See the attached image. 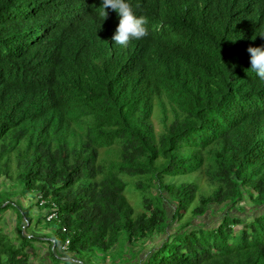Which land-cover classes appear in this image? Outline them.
I'll return each mask as SVG.
<instances>
[{
  "label": "trees",
  "instance_id": "trees-1",
  "mask_svg": "<svg viewBox=\"0 0 264 264\" xmlns=\"http://www.w3.org/2000/svg\"><path fill=\"white\" fill-rule=\"evenodd\" d=\"M127 2L149 34L121 47L102 0H0V213L17 229L0 227V264H32L36 239L84 264L123 231L146 240L172 221L141 264H264V81L247 51L264 47V0ZM32 192L58 207L51 240L27 234ZM215 211L217 225L195 222Z\"/></svg>",
  "mask_w": 264,
  "mask_h": 264
},
{
  "label": "rangeland",
  "instance_id": "rangeland-1",
  "mask_svg": "<svg viewBox=\"0 0 264 264\" xmlns=\"http://www.w3.org/2000/svg\"><path fill=\"white\" fill-rule=\"evenodd\" d=\"M155 117H154V127L156 131H158L161 128V124L157 120V116ZM115 158H116V146H114V148L102 147L100 150L98 163L107 166ZM179 177L180 178L178 179H182L184 176H179ZM205 181H206L205 177L202 175V179L200 180V183L203 189H206ZM132 182H134V180H132ZM3 188H7V184H3L2 180H0V190ZM134 189L129 185L125 191V195L128 198L130 204L136 210V212H139L141 211V196H139L138 191ZM35 195L36 194H34L33 192L27 193L24 196V200H23L24 204L22 205V209L23 211H25L26 216L30 219V225L29 224L25 225V227L27 228L26 229L27 234L28 235L32 234L33 229H36L39 232L45 233L46 235L44 237L45 239L51 240V236L54 235L55 230L59 227V224L55 220L52 221L45 220L44 209L42 207H39L35 203L36 201ZM165 204L167 203L165 202ZM240 204H244L245 210H248L249 208L248 206H250L249 200L247 198H245ZM167 208H168V215L170 218V215L172 213V208L168 204H167ZM225 211H229V208L228 207L224 208L223 213H225ZM223 213L220 211H215L214 213H212V215H209L208 213L202 216H197L195 218V222L203 223L208 226H215L218 223V219L222 217ZM244 213L245 212L239 214L243 217ZM188 216H191V213L189 211L184 214L183 220H185ZM0 218H2L0 219V227H3L8 231L12 230L11 233L15 235L16 234L15 232H17V229L15 227V222H16L15 211L12 208H10L0 213ZM176 224L177 221H172L169 228H171L172 225L173 227L176 226ZM25 227H23V229H25ZM169 228L166 233H162L160 235L158 234L153 235L152 237L146 240L131 241V242L128 241L126 237V233L125 231H123L120 234L118 242L109 251L105 252V251L95 250L93 253L80 256L79 258L83 260L84 264H141V260L145 259L147 254H149L151 247L159 245L162 242V240L166 238L168 233L173 232V229H169ZM37 241L40 240L37 239L35 240L36 249L31 250V263L43 264L44 259L48 258V249L46 248L45 244L41 245V243H38ZM30 247L34 248V245L31 244ZM61 252L62 251L60 249V244L58 242L56 245L55 253L61 255ZM51 262L53 264H57L58 260L54 259V261L52 260ZM79 262L82 263L81 261ZM74 264H77V262H75Z\"/></svg>",
  "mask_w": 264,
  "mask_h": 264
},
{
  "label": "clouds",
  "instance_id": "clouds-1",
  "mask_svg": "<svg viewBox=\"0 0 264 264\" xmlns=\"http://www.w3.org/2000/svg\"><path fill=\"white\" fill-rule=\"evenodd\" d=\"M101 6L99 12L101 21L107 18L106 9L109 8L119 16V22L111 39L121 47H127L132 40H140L149 34L146 27L148 18L144 15L137 16L127 0H102ZM258 35L264 38V33ZM247 51L250 53V69L261 81H264V47L249 46Z\"/></svg>",
  "mask_w": 264,
  "mask_h": 264
},
{
  "label": "built area",
  "instance_id": "built-area-1",
  "mask_svg": "<svg viewBox=\"0 0 264 264\" xmlns=\"http://www.w3.org/2000/svg\"><path fill=\"white\" fill-rule=\"evenodd\" d=\"M35 199L37 205L44 209V218L46 221L57 220L59 218L57 212L58 207L55 202L45 199L41 194H37ZM62 231H65V227H62ZM68 245H69V238H66L64 240V243L60 245L61 251L66 252L68 249Z\"/></svg>",
  "mask_w": 264,
  "mask_h": 264
},
{
  "label": "crops",
  "instance_id": "crops-1",
  "mask_svg": "<svg viewBox=\"0 0 264 264\" xmlns=\"http://www.w3.org/2000/svg\"><path fill=\"white\" fill-rule=\"evenodd\" d=\"M39 233V231H37ZM41 233V232H40ZM48 246V244H46V247ZM62 255V254H61ZM59 256V255H58ZM59 258L61 259L62 262H58L57 264H63V261H66L69 259V261L71 262H79L78 260H76L75 258H73L72 256L70 257H63V256H59ZM52 260L50 259V256H48V258H45L43 261V264H53L51 262Z\"/></svg>",
  "mask_w": 264,
  "mask_h": 264
}]
</instances>
